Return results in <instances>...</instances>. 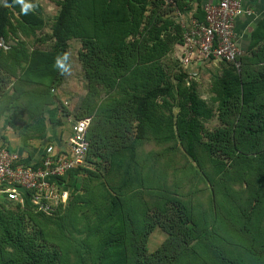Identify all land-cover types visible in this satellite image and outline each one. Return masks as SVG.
Here are the masks:
<instances>
[{
	"label": "rangeland",
	"instance_id": "obj_1",
	"mask_svg": "<svg viewBox=\"0 0 264 264\" xmlns=\"http://www.w3.org/2000/svg\"><path fill=\"white\" fill-rule=\"evenodd\" d=\"M19 1L32 10L35 3L39 6L43 23L35 34L41 40L24 30L28 27L21 25L19 13L9 16V24L16 29V33L10 30L0 40V144L17 150L22 156L34 158L45 143L54 142L50 137L52 129V133L66 136L67 118H77L84 105L95 118V125H100L98 119L106 114L102 104L109 95L105 80L92 79L90 83L81 58V53L85 51L82 49L83 39L98 35L100 16L97 15L98 20L93 21L83 16L79 23L84 24L80 27L71 24V20L67 23L66 63L57 80H53L47 67L51 62L58 66L54 63L57 60L55 55L51 58V54L55 53L54 40L49 36L53 19L59 11L58 0ZM24 13L27 15V10ZM75 19L78 21V18ZM106 36H100L98 41H103ZM137 38L138 34L134 36V39ZM124 40L128 42L127 38ZM11 46L22 50H19L21 64L5 56ZM32 49L39 51L42 61L27 65L21 58L24 54L31 56ZM165 52L158 62L164 67L163 71L174 78L172 62L167 50ZM131 56L137 57L132 51L128 61ZM48 61L50 64L47 66ZM219 62L208 64L201 71L191 69L198 76L196 91L210 109L208 119L203 120L205 130L223 128L237 116L234 98L224 100L225 104L221 101L224 93L216 81ZM135 68L137 66L131 61L122 64L119 80L122 86L115 83L114 97L121 95L120 87L142 92V88L135 85L141 76L140 70ZM250 68H254V73L264 71V65L255 64ZM171 77L170 83H175ZM166 84L164 79L160 85ZM175 85L156 98L159 105L155 109L161 117L162 126L158 132H151L154 135H146L136 146L134 162H127V152L120 150L122 145H119L126 144L128 135L134 132V121L122 114V124L102 123L96 154L86 157L81 165V171L74 178L76 187L67 188L66 205L49 218L37 219V228L42 231L46 243L58 247L61 264H91L95 256V234L102 232L106 224L103 220L99 221L98 216L109 209L108 203L103 206V202L110 195L120 197L126 207H134L138 211L135 212L136 219L131 220L133 224L126 222L122 230L118 226L125 246L147 227L146 254L154 252L174 234L180 240L188 237L172 222L176 220L172 203L179 199L188 206L189 221L197 229H207V234L204 239L195 237L187 242L178 254L180 258L176 264H226L219 259L217 248L222 251L220 255L227 259H241L245 264H264V168L261 169L262 164L253 154L246 153V163L242 164L235 158L211 153L205 144L208 131L203 130L199 132L200 138L194 146L196 160H192L178 137L180 128L176 125L181 110L186 107L187 94L183 85L180 88ZM51 87L54 91L50 90ZM48 88L50 91L47 94ZM55 105L56 119L51 121L48 111ZM169 119L175 123L173 127L166 126ZM126 126L132 130H126ZM103 137L115 139L116 145L103 140Z\"/></svg>",
	"mask_w": 264,
	"mask_h": 264
},
{
	"label": "trees",
	"instance_id": "obj_2",
	"mask_svg": "<svg viewBox=\"0 0 264 264\" xmlns=\"http://www.w3.org/2000/svg\"><path fill=\"white\" fill-rule=\"evenodd\" d=\"M174 1L182 15L191 11L192 16L199 20L204 19L200 0ZM57 3L59 11L53 19L49 36L54 40L55 53L51 54V58L53 59L55 55L57 60L54 63H57L58 66L51 62V65L47 67L53 80H57L66 63L67 23L71 20V24L74 23L80 27V24H84L79 23L82 22L80 20H83V16L87 19L92 18V21L98 20L97 15L100 16L97 23L99 29L96 32L98 35L83 39L82 49L85 51L81 53V58L90 83L93 80H105L109 96L102 104L103 112L106 114L105 117L101 116L98 119L100 125H95V118L84 108L85 105L77 116V118H91L87 131L89 140L87 158L96 154L98 136L102 130L101 124H105L107 121L108 123L122 124L121 115L125 114L128 115L130 121H134L132 127L134 132H132V136L128 135L126 144L119 143V145H122L120 150L127 152V162H134L136 146L146 135H154L151 132H158L162 126L161 117L155 109L159 105L156 98L164 90L172 89L176 83L177 88L183 85L184 92L187 94L186 107L183 111L181 110L176 120V125L180 128L178 137L184 145L186 154L192 160H196L194 146L197 139L200 138L199 132L203 130L208 131V139L205 144L211 153H218L223 158L224 156H228L229 159L235 158L242 164L245 162L246 153L253 154L262 164L261 169L264 168V71L259 70L254 73V68H250L255 64L264 65V18L257 22L254 30L250 33L246 48L243 49L240 45L242 54L239 56L240 67L238 69L231 62L218 61L219 74L216 76V81L219 89L224 93L221 101L225 104L227 103L225 101L234 98L237 106L235 120L227 122L223 128L205 130L203 120L208 119L210 109L196 91L195 84L198 76L194 77L184 69L176 55L184 31L188 29V23L181 22V18L175 13L174 6L167 0H58ZM35 5L32 10L19 0L0 1V40L6 37L10 30L16 33V29L9 24V16L17 12L23 28L28 27L24 30L31 32L34 38L40 41L41 38L35 34V30L42 27L43 21L39 6L36 3ZM25 10H27V15L24 13ZM75 18H78V21ZM105 34H107L105 39L99 42L98 38L104 37ZM136 34L139 35V38L134 39ZM126 38L128 42L124 40ZM10 48L5 56L21 64L19 57L22 50L16 46ZM166 50L167 56L172 62L174 78L167 75L163 71L164 67L161 62H158L160 55H165ZM132 51L136 53L137 57L131 56L129 61L140 70L141 76L135 85L142 88V92L129 91L127 88L120 87L122 88L121 95L114 97L112 93L117 89L114 88L115 83L122 86L119 81L122 76L120 67L123 63L129 62L128 57ZM30 54L31 56L24 54L21 58L23 62H27V65L37 60L42 61L39 58L38 50L32 49ZM142 57L143 62L141 61ZM48 64L50 61L47 66ZM210 64L213 63L210 62ZM165 65L169 70L171 69L167 62ZM169 76L174 79L175 83H170ZM164 79L167 80V84L162 86L160 84ZM50 90L54 91V88L51 87ZM50 90L46 89L47 94ZM56 113L57 106L55 105L48 111L51 121L56 119ZM165 124L166 126L171 125V127L173 124L175 125L171 119ZM125 129L132 130L127 126ZM104 139L116 145L115 139L103 137ZM1 146L10 151H17L3 143L0 144ZM43 147L38 154L43 152ZM32 158L23 156L22 161L29 163ZM80 167L71 169L61 176L60 184L69 190L73 185L76 187L74 178L81 171ZM107 203L109 209L98 216V220H103L106 224L102 232L95 234V256L91 264H176L180 258L178 254L187 242H191L195 237L204 239L207 234V229H197L194 223L189 221L188 206L183 201L175 199L171 208L176 220L172 222L177 224L176 229H182L188 237L185 236L180 240L174 234L172 239L167 238L154 252L146 254L145 237L149 232V227L142 229V233H138L137 237L130 239L129 245L126 246L120 233V229H124L122 226L126 222H129V225L133 224L131 220L136 219L137 209L126 207L120 197L113 195L105 197L103 206ZM65 205L66 203L60 204L50 213H44L34 210L28 201L24 205H20L0 195V264H61L62 257H60L58 247L46 243L42 231L37 228L39 221L37 219L39 217L49 218L53 213L57 214ZM143 234L145 235L141 242ZM217 250L219 259L221 258L226 264H245L241 259H227L220 255L221 250L218 248ZM177 264H181V262Z\"/></svg>",
	"mask_w": 264,
	"mask_h": 264
},
{
	"label": "built area",
	"instance_id": "obj_3",
	"mask_svg": "<svg viewBox=\"0 0 264 264\" xmlns=\"http://www.w3.org/2000/svg\"><path fill=\"white\" fill-rule=\"evenodd\" d=\"M174 6L182 23H188L178 47V59L194 77L210 62H231L240 67L242 49L236 31L239 16H250L253 12L241 0H207L202 3L204 19L191 14H181ZM192 2L193 0H188ZM90 117L73 118L68 121V132L60 144L47 142L43 152L29 163L22 161L17 151L0 147V195L7 200L24 205L26 201L36 211L50 213L68 200V189L60 184V178L71 169L81 166L89 149L87 131Z\"/></svg>",
	"mask_w": 264,
	"mask_h": 264
},
{
	"label": "crops",
	"instance_id": "obj_4",
	"mask_svg": "<svg viewBox=\"0 0 264 264\" xmlns=\"http://www.w3.org/2000/svg\"><path fill=\"white\" fill-rule=\"evenodd\" d=\"M200 1L202 4L204 1L207 0ZM241 2L245 7L251 9L253 12L250 16L241 15L236 20V31L239 35V44L242 47L246 48L247 43L249 41L250 33L254 30L257 22L264 18V0H241ZM184 14L192 15L191 11L185 12ZM52 130L50 137L54 139V142L56 144H60V142L64 140L66 136H58L55 133H52Z\"/></svg>",
	"mask_w": 264,
	"mask_h": 264
}]
</instances>
